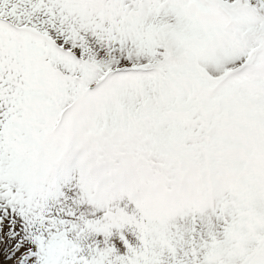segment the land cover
Returning a JSON list of instances; mask_svg holds the SVG:
<instances>
[{
    "label": "snow or ice",
    "instance_id": "1",
    "mask_svg": "<svg viewBox=\"0 0 264 264\" xmlns=\"http://www.w3.org/2000/svg\"><path fill=\"white\" fill-rule=\"evenodd\" d=\"M0 264H264V0H0Z\"/></svg>",
    "mask_w": 264,
    "mask_h": 264
}]
</instances>
